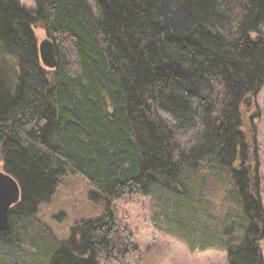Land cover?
<instances>
[{
	"label": "trees",
	"instance_id": "obj_1",
	"mask_svg": "<svg viewBox=\"0 0 264 264\" xmlns=\"http://www.w3.org/2000/svg\"><path fill=\"white\" fill-rule=\"evenodd\" d=\"M34 2L0 0V171L21 196L13 230L77 174L106 207L76 220L49 264L131 262L139 249L112 203L132 195L149 198L165 235L264 264L257 140L242 111L264 89V0ZM37 29L56 43L55 69L40 60Z\"/></svg>",
	"mask_w": 264,
	"mask_h": 264
},
{
	"label": "rangeland",
	"instance_id": "obj_2",
	"mask_svg": "<svg viewBox=\"0 0 264 264\" xmlns=\"http://www.w3.org/2000/svg\"><path fill=\"white\" fill-rule=\"evenodd\" d=\"M26 9L35 10L34 0H18ZM38 42L47 38L46 33L37 29ZM10 63H14L10 59ZM243 106V117L247 122L248 132L256 134L255 147L251 151V161L260 166L262 177L260 198L264 210V89L249 104ZM256 111L258 116L256 117ZM54 196L49 202L41 204L39 211L29 221H19L13 230L14 235L0 237V264H49L56 251L57 243L68 240L71 227L76 220L96 218L106 204L103 200H92L89 197L91 184L80 175L63 176L58 182ZM231 186V185H230ZM230 188V187H228ZM118 215V227L129 233L139 252L130 250L129 263L106 262L104 264H229L226 254L220 251H194L190 245L160 232L152 225L151 202L148 197L132 195L126 200L112 203ZM209 211L212 217L222 218L219 212L222 200L213 199ZM222 213V212H221ZM10 220L14 216H10ZM232 222H228L231 225ZM235 235V234H233ZM264 258V239L257 244Z\"/></svg>",
	"mask_w": 264,
	"mask_h": 264
},
{
	"label": "water",
	"instance_id": "obj_3",
	"mask_svg": "<svg viewBox=\"0 0 264 264\" xmlns=\"http://www.w3.org/2000/svg\"><path fill=\"white\" fill-rule=\"evenodd\" d=\"M39 56L42 64L50 69L57 67L56 43L44 39L39 43ZM19 185L7 174L0 173V232L12 228L11 207L19 199Z\"/></svg>",
	"mask_w": 264,
	"mask_h": 264
},
{
	"label": "crops",
	"instance_id": "obj_4",
	"mask_svg": "<svg viewBox=\"0 0 264 264\" xmlns=\"http://www.w3.org/2000/svg\"><path fill=\"white\" fill-rule=\"evenodd\" d=\"M185 246H186V245H185ZM195 251H197V252L201 253V252H200L201 250H200V251H198V250H195Z\"/></svg>",
	"mask_w": 264,
	"mask_h": 264
}]
</instances>
